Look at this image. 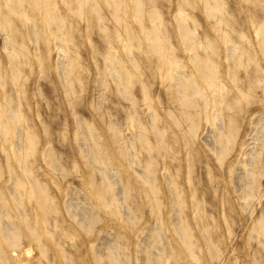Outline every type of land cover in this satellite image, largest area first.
Masks as SVG:
<instances>
[{
    "label": "rangeland",
    "instance_id": "rangeland-1",
    "mask_svg": "<svg viewBox=\"0 0 264 264\" xmlns=\"http://www.w3.org/2000/svg\"><path fill=\"white\" fill-rule=\"evenodd\" d=\"M0 264H264V0H0Z\"/></svg>",
    "mask_w": 264,
    "mask_h": 264
}]
</instances>
